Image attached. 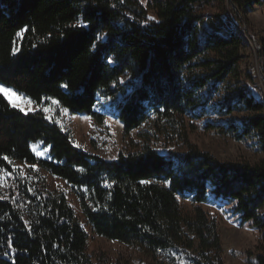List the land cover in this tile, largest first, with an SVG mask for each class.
<instances>
[{
	"label": "trees",
	"instance_id": "obj_1",
	"mask_svg": "<svg viewBox=\"0 0 264 264\" xmlns=\"http://www.w3.org/2000/svg\"><path fill=\"white\" fill-rule=\"evenodd\" d=\"M212 2L221 4L219 14L198 13ZM224 2L0 0V85L99 125L104 117L94 108L100 97L109 99L124 137L150 124L153 135L186 148L160 155L149 144L153 135L143 134L141 149L106 161L74 146L42 112L0 103V157L10 159H0V168L11 173L0 186V264H106L103 254L96 262L86 254L87 233L66 196L49 192L42 172L79 191L93 234L157 264H224L217 221L200 207L210 199L231 205L264 245V158L220 162L188 139L193 122L214 109L219 86L240 78L242 40L228 26ZM263 3L231 0V7L243 15ZM259 47L264 65L263 40ZM121 78L128 81L120 85ZM220 106L252 115L240 126L210 123L207 130L238 141L254 136L264 154V104L235 89ZM35 145L49 161L35 157ZM181 199L195 205L191 214L182 213Z\"/></svg>",
	"mask_w": 264,
	"mask_h": 264
},
{
	"label": "rangeland",
	"instance_id": "obj_2",
	"mask_svg": "<svg viewBox=\"0 0 264 264\" xmlns=\"http://www.w3.org/2000/svg\"><path fill=\"white\" fill-rule=\"evenodd\" d=\"M139 1L146 7L150 0ZM224 6L225 14L230 22L228 26L234 29L242 40V58L238 65L240 78L238 80L229 79L225 84L219 86L218 92L214 94L209 104L214 109L207 112L201 120L193 122L195 130L188 133V139L202 152L211 155L220 162L254 165L264 158L254 136L238 141L230 135H220L206 128L210 123L224 127L231 123L240 126L242 119L252 115L245 110H234L227 114L220 106L222 98L232 90L239 89L247 96L264 104V65L259 47L261 40L264 41V3L246 10L243 15L237 14V19L232 17L233 9L229 0H225ZM219 7L221 4L215 2L202 4L198 8V13L209 19L219 14ZM202 28L204 29V25ZM244 28H246L245 33H243ZM127 81L128 78H121L119 84L124 85ZM24 107L26 112H42L47 119L57 122L70 135L74 146L106 161H114L119 153L128 154L138 151L142 144L140 135H153L150 124H144L139 130L132 131L129 136L124 137L123 127L114 117L110 100L101 97L94 108L96 113L104 117L101 125L92 119L70 114L57 103H53V100H44L40 107L33 103L24 105ZM45 108L48 109L47 112L44 110ZM149 144L160 155H165L168 151L184 153L186 150L181 142H170L159 135L151 136ZM32 151L36 158L50 160L47 150L40 145L33 146ZM22 169L27 172L28 168L22 166ZM42 174L47 179L49 192L53 195L63 193L73 207L79 223L88 235L86 254L93 262H96V256L101 253L104 255L106 264H117V262L121 264H157L151 257L135 247L108 241L93 234L79 204L77 196L79 191L45 172ZM179 203L184 215L193 212L195 205L189 199H181ZM200 207L217 221L224 264H258L257 258H264L261 233L250 224H242L238 216L232 212L231 205L210 199Z\"/></svg>",
	"mask_w": 264,
	"mask_h": 264
},
{
	"label": "snow or ice",
	"instance_id": "obj_3",
	"mask_svg": "<svg viewBox=\"0 0 264 264\" xmlns=\"http://www.w3.org/2000/svg\"><path fill=\"white\" fill-rule=\"evenodd\" d=\"M149 19H152V18L150 17ZM21 34L22 33H17L18 36ZM61 86L66 87V85H61ZM0 96L4 98L3 100H0V103H4V101L6 100L7 104L11 108L18 109L21 112H25V114L27 113H26V109L24 105H31L33 103V101L26 98L22 93H19L14 89H9L5 85H0ZM53 103H57V102L53 101ZM44 110L46 112L48 111L47 108H45ZM0 159H3L5 162L10 163V159L8 157H0ZM31 167L33 168V170H35V165H32ZM13 171H15V169H13ZM7 175H11V173H6L3 168H0V186H2V182L4 181ZM141 183H147V181H141ZM3 198L4 197H0V199H3Z\"/></svg>",
	"mask_w": 264,
	"mask_h": 264
},
{
	"label": "water",
	"instance_id": "obj_4",
	"mask_svg": "<svg viewBox=\"0 0 264 264\" xmlns=\"http://www.w3.org/2000/svg\"><path fill=\"white\" fill-rule=\"evenodd\" d=\"M229 4H230V6H231V0H229ZM232 8V7H231ZM237 14H238V12H237V10H235L234 8H232ZM246 32V28H244V31H243V33H245ZM249 37V36H248ZM250 38V37H249Z\"/></svg>",
	"mask_w": 264,
	"mask_h": 264
}]
</instances>
